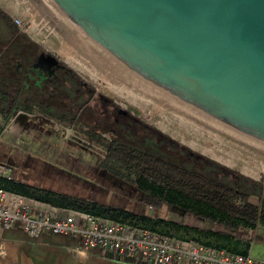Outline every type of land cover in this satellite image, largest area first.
I'll return each instance as SVG.
<instances>
[{"label": "water", "instance_id": "water-1", "mask_svg": "<svg viewBox=\"0 0 264 264\" xmlns=\"http://www.w3.org/2000/svg\"><path fill=\"white\" fill-rule=\"evenodd\" d=\"M24 1L93 69L264 166V0Z\"/></svg>", "mask_w": 264, "mask_h": 264}, {"label": "crops", "instance_id": "crops-1", "mask_svg": "<svg viewBox=\"0 0 264 264\" xmlns=\"http://www.w3.org/2000/svg\"><path fill=\"white\" fill-rule=\"evenodd\" d=\"M15 17L32 19L33 32L31 34L21 32L14 23ZM54 37V30L24 0H0V94L6 97V105L0 104V132L2 131L0 142L5 137L6 130L13 136L16 133H25L27 127L34 126L38 129V125L34 124L39 122L37 119H42L39 104L26 102L24 85L18 84L17 89L11 88L13 84L8 73L10 69H13L12 72L16 71L17 67L14 61L9 64L10 61L6 57L9 58V54L15 52L25 51L27 54L31 53L33 57L47 56L52 60H55L53 58L63 60L59 49L50 44ZM11 43L14 44L13 52L10 48ZM6 118L9 121L2 127ZM1 144L0 166L11 167L15 178L7 180L0 176V187L18 190L20 184H23L60 192L52 182L48 184L50 181L47 180L49 179L47 176H43L44 180L38 178L39 169L45 166L43 163L46 159L38 155L34 157L31 151L40 149L39 143L19 141L11 146L5 144L3 148L5 151L1 148ZM49 171L54 172L56 169L51 167ZM168 197L171 199L169 202L152 206L145 203L143 197L138 196L139 203L144 202L146 207L137 210L133 206L122 208L135 213L136 217L150 220L148 223L155 229L154 231L168 233L177 239H197L215 249L264 259V247L259 248L257 245L262 241L258 239L251 241L247 237V232L254 228L243 224L232 225L229 219L226 220L224 216L215 212L214 208L211 209L187 197ZM205 209L210 212L205 213ZM0 264L140 263L129 256L101 248L85 249L81 240L73 235L44 232L38 237H32L22 227L14 226L9 229L0 227ZM175 264L189 263L182 261Z\"/></svg>", "mask_w": 264, "mask_h": 264}, {"label": "flooded vegetation", "instance_id": "flooded-vegetation-1", "mask_svg": "<svg viewBox=\"0 0 264 264\" xmlns=\"http://www.w3.org/2000/svg\"><path fill=\"white\" fill-rule=\"evenodd\" d=\"M9 59L17 67L16 71L9 73L13 84L11 88L17 89L18 84L24 85L26 102H36L41 108L39 112L42 114L43 128L51 127L53 132L70 128L76 148L97 149L100 157L96 164L101 168L97 173L103 179L116 181L127 191L134 190L139 197H143L146 191L142 182L147 177H142L141 173L127 170L119 173L105 167L119 164V161L109 156L115 152L137 158L138 166L159 163L163 167L167 165L188 172H200L236 192H247L251 202L255 203L252 197L258 199L257 205L264 201V181L236 173L226 164L206 157L184 141L177 140L164 129L152 126L93 86L80 71L64 60L55 61L47 56L33 57L25 51L12 53ZM120 165L124 167L126 162ZM167 194L170 197L183 196L172 190ZM209 212L205 209V213Z\"/></svg>", "mask_w": 264, "mask_h": 264}, {"label": "rangeland", "instance_id": "rangeland-1", "mask_svg": "<svg viewBox=\"0 0 264 264\" xmlns=\"http://www.w3.org/2000/svg\"><path fill=\"white\" fill-rule=\"evenodd\" d=\"M54 36L55 37L52 38L53 42L50 41V44L53 47L59 49V53L63 57V60L80 71L93 86L99 88L100 91L114 98L122 107L134 112L136 115H139L141 118L148 121L152 126L164 129V131L174 135L177 140L184 141L186 144L190 145V147L194 148V150L203 153L204 156L215 159L222 164H226V167L232 171L243 174L244 176L252 179H260L264 181L263 165L227 146L226 144L220 142L198 128L197 129L201 131L203 136H196L194 134L195 132L193 131L194 126L188 123H182V125H179L178 120L174 119V117H176L175 115L159 106H156V104L154 105V103L145 98L143 101L144 103L141 102L142 104H139V102H136L133 104L131 102L132 98L142 100L137 97L138 94L115 81H107L113 85L110 86L106 80L103 79V74L99 73L98 71L91 70L89 67H84V72H82L79 69L82 67L81 64L79 63L78 59L73 56V53H78H76V51L70 45H68V43L55 30ZM64 43L68 46V49L65 48L67 46H64ZM10 48L11 51L14 50V44L11 43ZM66 53L68 55L65 56L64 54ZM6 59L10 61L9 64L12 62V60H15L12 58V60H10L8 57H6ZM11 70L13 71V69H10L9 73L12 72ZM112 87L120 89L121 93H123V96L117 94L112 89ZM37 120L39 122L34 125H38V129L34 126L29 128L27 127V130L24 129L26 131L25 133H16L14 136L6 130L4 133L5 137H3L0 142V144L2 143L1 148L3 149L5 144L11 146L19 141H27L30 144L39 143L38 147L40 149H37V151H31L34 154V157L38 155L39 157H45L46 159L43 163L45 166H42V168L39 169L38 178L44 180L43 176H47L49 178L47 180L50 181L48 184L53 183L55 188H57V190L60 192L93 201L98 204L115 205L127 208L133 206L135 210L146 207L144 206V202H141L142 204L139 203L140 199L135 195L136 193H134V190L127 191L126 188L120 187V183L116 181H107L106 178L103 179L100 173H97L101 170L100 166L96 164L98 157H100V155L97 154L99 152L97 149L91 151L88 149L76 148L73 145L74 137L70 128L62 129L60 132L55 131V133L51 130V127L46 126L43 128V126H41L43 121L41 118ZM8 121L9 119H7L5 124H7ZM48 130L52 131V133ZM204 137L207 138V140H205ZM191 140H195L196 144H190ZM204 148L208 150L204 151ZM3 150L5 151V149ZM211 151L214 152L211 153ZM39 152L43 153L38 154ZM51 167H54L56 171L50 172L49 170ZM125 191L131 193L125 194ZM251 200L255 203L258 201L257 198L253 197ZM165 215L168 216L167 213H165ZM247 237L251 241L254 239L261 240L262 242H259L257 245L259 248L264 247V225L257 224L253 230L250 229L247 232Z\"/></svg>", "mask_w": 264, "mask_h": 264}, {"label": "built area", "instance_id": "built-area-1", "mask_svg": "<svg viewBox=\"0 0 264 264\" xmlns=\"http://www.w3.org/2000/svg\"><path fill=\"white\" fill-rule=\"evenodd\" d=\"M21 32L31 34L32 19L15 17ZM39 33V31H38ZM0 176L13 180V169L0 166ZM22 227L30 236L44 232L79 238L85 249L101 248L129 256L140 264H264V259L219 250L194 239H177L132 222L63 208L0 187V227Z\"/></svg>", "mask_w": 264, "mask_h": 264}, {"label": "trees", "instance_id": "trees-1", "mask_svg": "<svg viewBox=\"0 0 264 264\" xmlns=\"http://www.w3.org/2000/svg\"><path fill=\"white\" fill-rule=\"evenodd\" d=\"M5 102L6 97L4 94H0V104L6 105ZM7 119L8 118L3 121L2 127ZM109 156L112 159L119 161V164H113L111 166L105 165V167L119 173L122 172V170L138 172L141 173L142 177H147V180L142 182L143 188L146 189L143 195V201L149 205L160 206L162 203L169 202L171 199L167 196L168 191H178L183 197L213 207L216 212L224 216L226 220L229 219V222L232 225L243 224L250 228H255L257 224L264 225V201H262L260 205L251 202L248 200L249 194L247 192H236V190L213 181L200 172H188L167 165L163 167L159 163L138 166L137 158L125 157L124 155L116 154L115 152H111ZM123 162H126L124 167L120 165ZM7 190L54 206L77 209L96 215L121 219L132 222L143 228L155 230L148 223L150 220L147 218L136 217L135 213L122 207L98 204L93 201L53 191L48 188H40L30 185L20 184L18 190ZM158 192L163 194L160 195ZM237 200H239V202H237ZM139 223H141V225Z\"/></svg>", "mask_w": 264, "mask_h": 264}, {"label": "bare ground", "instance_id": "bare-ground-1", "mask_svg": "<svg viewBox=\"0 0 264 264\" xmlns=\"http://www.w3.org/2000/svg\"><path fill=\"white\" fill-rule=\"evenodd\" d=\"M33 30V29H32ZM69 45V44H68ZM64 46H67L65 43H64ZM65 48H67L68 49V46L67 47H65ZM64 48V49H65ZM63 49V50H64ZM67 49H65V50H67ZM67 53H69L68 51H66ZM64 54L65 56L66 55H68V54ZM71 53H73V52H71ZM77 53V52H76ZM63 54V53H62ZM71 55V54H70ZM73 56H75L77 59H78V61H79V63L81 64V66L83 67H80L79 69L82 71V72H84V67L86 68V67H89V68H91V70H95V69H93L79 54H74L73 53ZM69 57V56H68ZM72 62V61H71ZM96 71V70H95ZM86 74V73H85ZM90 75V74H89ZM94 76V75H93ZM103 79H105L106 80V82L108 81V82H113V80L112 79H110V78H108V77H106L105 75H103ZM107 82V83H108ZM110 86H113L111 83H108ZM117 85V84H116ZM119 88V87H118ZM112 89L117 93V94H119L120 96H123L122 94L123 93H121V91H120V89H117L116 87H112ZM122 90V89H121ZM125 94V93H124ZM137 97H139L140 99H142V100H137V99H131V102L133 103V104H135L136 102H139V104H142V103H144L143 101H144V98L142 97V96H140V95H137ZM129 98H130V95H129ZM128 98V99H129ZM142 102V103H141ZM155 105V104H154ZM157 106V105H156ZM156 111V110H155ZM166 113V112H165ZM165 115V114H164ZM172 118V117H171ZM174 119H177L178 120V122H179V125H182V123H187V122H185L184 120H182V119H180V118H178L177 116L176 117H174ZM189 124V123H188ZM189 126V125H188ZM168 128V127H167ZM193 131L195 132L194 134L196 135V136H199V137H201V135L203 136V134L201 133V131H199L197 128H193ZM204 139L205 140H207V138H205L204 137ZM190 144H192V145H195L196 143H195V140H191V143ZM198 146V145H197ZM206 148V147H205ZM204 148V151H206V150H208V149H205ZM212 152H214V151H211V153ZM214 154V153H213ZM243 169V168H242ZM245 170H246V168H245ZM244 171V170H243Z\"/></svg>", "mask_w": 264, "mask_h": 264}]
</instances>
